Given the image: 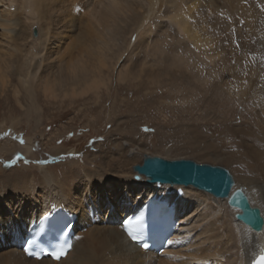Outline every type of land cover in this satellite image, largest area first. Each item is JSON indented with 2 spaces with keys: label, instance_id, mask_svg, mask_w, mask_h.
<instances>
[{
  "label": "bare ground",
  "instance_id": "1",
  "mask_svg": "<svg viewBox=\"0 0 264 264\" xmlns=\"http://www.w3.org/2000/svg\"><path fill=\"white\" fill-rule=\"evenodd\" d=\"M204 2L0 0V93L8 90L17 101L24 91L31 102H38L40 95L63 102L90 92L97 94L106 86L105 78L111 70L123 81L139 66L141 73L151 70L155 81L169 74L182 77L189 70V58L181 55V47L174 48L184 41L195 46L197 56L205 59L208 56L211 62L208 63L213 64L211 41L204 43L197 30L200 21L197 12ZM207 3L209 11L216 14L219 7L214 0ZM205 19L210 21L206 16ZM224 22L227 31L232 34L236 30L243 41L256 36L261 47L258 54L261 51L264 56V0H238ZM239 22L246 30L243 24L237 27ZM172 25L178 35L170 34ZM133 41L140 54L159 59L155 65L129 61L131 54L134 55ZM242 48L241 60H247L250 68L243 65L244 75L236 76V87L232 88L241 91L244 98L247 91L256 86L258 102H253V112L248 115L251 122L232 129L237 141L236 154L249 172L237 178L233 191L243 189L253 206L264 213V61L256 65L255 56L251 58L244 52L245 46ZM206 53L208 55L203 56ZM169 54L174 55V60ZM202 58L199 60L204 62ZM236 66L227 69L233 73ZM257 79H260L258 87ZM230 103L224 102V106L227 104L234 112L232 107L236 102ZM240 104L245 111L244 105L248 102ZM231 109L225 113H231ZM18 124L16 119L10 127L3 123L0 128V157H7L5 160L17 168L12 173H19L5 181L20 183L13 184V199L7 200L10 191L0 190V203L5 206V210H0V264H254L264 250V231L255 233L237 221L238 210H231L226 199L218 200L192 186L148 183L145 176L137 179L135 167L143 164L145 156L170 161L191 159L186 154L171 149L153 152L147 145L133 143L134 140L119 139L105 152L101 162L89 151L69 153L64 165L71 169L57 176L51 165L44 167L40 162L43 156L33 151L35 142L16 134ZM43 144L41 142L40 147ZM55 147L47 146L46 150H61ZM203 157L198 155L195 160L200 164L209 158L216 161L213 156ZM75 168L76 171L83 169V175L79 176ZM36 173H42V177L37 178ZM155 196L171 201L180 197L179 209L181 214L185 213L181 218L182 231L175 238L178 246L161 257L131 243L119 223L132 214L135 207L139 208ZM58 210L79 215V237L73 250L60 262L50 258L28 259L17 249V240L34 221Z\"/></svg>",
  "mask_w": 264,
  "mask_h": 264
},
{
  "label": "rangeland",
  "instance_id": "2",
  "mask_svg": "<svg viewBox=\"0 0 264 264\" xmlns=\"http://www.w3.org/2000/svg\"><path fill=\"white\" fill-rule=\"evenodd\" d=\"M207 1L201 4L197 12L200 19L197 30H200L204 43L211 41L210 47H213L211 58L214 56L212 59H215L213 64H209L211 62L208 53L203 55L208 57L206 59L203 57L204 62L199 60L202 57L195 53V46L184 41L174 48L181 47V55L185 59L189 58L187 70L189 73L182 77L169 74L161 78V81H155L151 70L149 72L145 69L146 71L141 73L139 66L137 71L132 70L131 75L122 81L117 77V72L111 70L105 78L106 86L98 90L97 94L90 92L76 98L69 97L63 102L46 99L43 95L36 100L38 102H31L24 91H21L20 99L17 101L14 94L7 90L5 94L0 93V128L3 123L10 127L17 119L19 124L15 127L16 134L35 142L32 143V148L34 152L43 156L40 162L44 167L51 165V170L57 176H62L65 170H69L70 166L64 165L66 156L71 155L69 153L89 151L101 162L105 152L119 139L124 142L134 140L133 143L147 145L153 152L159 149L179 151L194 161L198 155L202 158L207 155L213 156L215 162L210 158L204 159L203 162L227 168L234 175L236 182L238 177L249 175L240 156L236 154L237 141L232 129L243 126L245 122L246 125L251 122L249 116L254 109L253 102H258L255 100L257 89L254 86L247 91L246 98H242L241 91L232 87L237 83L236 76L243 77V65L250 68L247 60L244 62L241 60L243 46L247 55L250 54L251 58L255 56L254 62L252 59L249 60L255 64L263 63L264 56L261 55V51L258 54L261 47L256 36L243 41V37L237 34L236 30L231 34V31L226 29L224 21L228 20L238 0H214L219 7L216 14L209 11ZM259 8L261 9V5ZM205 16L209 18V22ZM242 24L239 22L237 27H241ZM173 26L170 34L178 35L177 28ZM243 30H246L245 25ZM135 43L133 41L135 46L131 49L134 55L131 54L129 58L132 59L129 61L133 60V64L147 62L149 66L155 65L159 59L140 54ZM173 56L169 54L172 60ZM234 65L237 66L232 73L227 68ZM256 84L257 87L260 85V79L256 80ZM235 93L240 96H235ZM224 102L228 104L236 102L237 104L233 103L232 107L234 112L227 104L224 106ZM241 102H248L244 105L245 111H242L244 107L241 106ZM229 109L231 113H225ZM40 141L44 143L41 147ZM51 145L61 150H46L47 146ZM56 156L61 157L54 160ZM0 158V166L6 170L5 172L0 169V190L10 191L7 200L13 199L15 197L13 184L20 183L16 181L9 183L5 180L19 173H12L17 168L5 160L7 157ZM74 171L80 174L79 176L84 172L78 168ZM35 175L39 179L42 177V173ZM0 210H5L4 203H0Z\"/></svg>",
  "mask_w": 264,
  "mask_h": 264
},
{
  "label": "water",
  "instance_id": "3",
  "mask_svg": "<svg viewBox=\"0 0 264 264\" xmlns=\"http://www.w3.org/2000/svg\"><path fill=\"white\" fill-rule=\"evenodd\" d=\"M135 171L138 174L137 179L145 176L148 183L192 186L217 199H226L231 208L238 210L235 215L237 221L255 233L264 231L263 211L253 206L243 189L233 191L236 180L227 168L200 164L191 159L170 161L159 156L147 155L143 164L135 167Z\"/></svg>",
  "mask_w": 264,
  "mask_h": 264
},
{
  "label": "snow or ice",
  "instance_id": "4",
  "mask_svg": "<svg viewBox=\"0 0 264 264\" xmlns=\"http://www.w3.org/2000/svg\"><path fill=\"white\" fill-rule=\"evenodd\" d=\"M128 235L131 236V238L136 241L138 244L140 243L139 241V237L137 235H135L132 231H129L128 232ZM141 247L147 249L149 246L147 243H143L141 245ZM26 251H29V254H34L33 252H31L30 250H27ZM65 253H63L62 251L61 252H56L55 253V258L59 259L61 256H63ZM254 264H264V250L261 251V253L259 254V257L258 259L255 260Z\"/></svg>",
  "mask_w": 264,
  "mask_h": 264
}]
</instances>
